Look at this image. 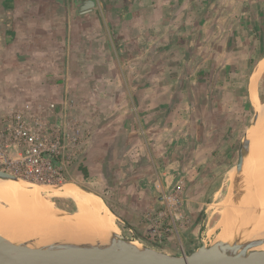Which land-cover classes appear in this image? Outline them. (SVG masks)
I'll use <instances>...</instances> for the list:
<instances>
[{
    "label": "crops",
    "instance_id": "0c3cea01",
    "mask_svg": "<svg viewBox=\"0 0 264 264\" xmlns=\"http://www.w3.org/2000/svg\"><path fill=\"white\" fill-rule=\"evenodd\" d=\"M255 53L259 65L264 0H0V127L21 102L57 125L69 119L82 136L76 162L94 173L100 162L111 181L100 196L142 229L178 175L187 204L198 201L230 141L237 63ZM254 73L253 107L263 99Z\"/></svg>",
    "mask_w": 264,
    "mask_h": 264
},
{
    "label": "bare ground",
    "instance_id": "6f19581e",
    "mask_svg": "<svg viewBox=\"0 0 264 264\" xmlns=\"http://www.w3.org/2000/svg\"><path fill=\"white\" fill-rule=\"evenodd\" d=\"M263 69L264 59L253 75L252 92L258 89V77ZM256 107L259 117H254L248 134L240 148L238 147L240 162L241 157L254 147L251 143H255L254 153L250 158V178L247 182L246 179L239 182L234 180V183L232 180L226 199L231 203L221 220L222 232L219 237L220 240L232 241L241 235L246 238L244 248L249 253H264V179H257L258 171L255 170L260 168H254L259 165L264 173V103L257 104ZM239 169L241 176L244 174L247 177L246 163L239 166ZM72 184H64L54 191L55 195L66 196L75 201L77 210L70 213L54 207L50 197L45 194L50 185L33 183L9 173L1 175L0 237L16 243L26 242L32 246L58 242H103L113 233L121 234L116 215L108 208L104 199L85 190L86 188H78ZM3 204L9 205L5 208L7 210ZM237 232L240 235L236 237ZM169 256L161 251L155 258L169 261Z\"/></svg>",
    "mask_w": 264,
    "mask_h": 264
},
{
    "label": "rangeland",
    "instance_id": "374dc122",
    "mask_svg": "<svg viewBox=\"0 0 264 264\" xmlns=\"http://www.w3.org/2000/svg\"><path fill=\"white\" fill-rule=\"evenodd\" d=\"M261 55L263 54L255 53L252 56L251 60L244 61L245 59H241L237 63L238 69H236L235 71L237 72L240 79L237 88L241 92L240 95L242 97L241 99H239V102H231L233 104H230L229 106L231 117L228 129H226V140L230 141L224 142L223 146H221L219 155L220 159L216 163H214L213 166H209L210 172L208 173V175L206 174V180L200 182L201 185L205 184V186L197 191L198 193L202 194L200 195L197 193L198 196L200 195V197H198V201L194 203L195 205L190 206L187 204L189 196L187 194V186L185 185L186 179L184 178V176L178 175V178H174L173 184L168 191L170 192L173 189V186L177 183L178 180H183L184 190L182 194V204L179 205L180 207L177 210L178 218H172L169 213H167L166 216L163 217L159 215L161 212L167 210V208L165 207L166 204L164 201V197L163 199L161 197V205L159 209H157V212L154 211V213L152 211L147 215L148 219H146V221L148 220L149 224L147 223L145 228L130 231L127 225H125L116 216V221L120 226L122 235L133 240L139 245L147 246L176 256L189 255V253H191L195 247H200L204 243L205 245L209 246L216 240L220 239L219 236L222 232V226H220L221 220L224 218V212L229 209V205L231 203L226 199L228 198L229 194L228 179L230 178V172L235 165L234 156L236 151H238L236 158V167H238V147H240L242 141L245 139L243 138L244 135L246 137V135L248 134V129L250 127L249 123L251 124L254 117H257V107L255 104L253 107L250 100L247 98V95L245 96V89L248 85L247 83H249L250 81V74L254 71L256 72L259 67L258 61ZM236 84L234 83V85ZM257 87L258 92L261 93V97L263 98L261 100H258L257 102L258 104H262L264 103V69L258 77ZM24 105L25 103L21 102L19 104H15V106L12 107L11 111H9V114L6 116V118H4L5 120L4 122H2L3 124L1 123L0 134L5 130L6 125L9 120H11L14 112L18 108L24 107ZM30 105L31 104H29V106ZM54 122L51 123L54 125ZM247 126L248 128L246 129ZM262 135L263 132L260 134V137ZM11 156H17L15 155V152L13 150L11 152ZM99 163L100 162H97L96 164L97 168L99 169L98 171L103 172V168L101 166L98 167ZM0 170L20 179L38 184L40 183L32 179L18 177L12 174L10 171L8 172V170H3L1 167ZM98 171L97 173L91 171V167L87 163V158L80 159L77 162L75 158L72 164L66 166L67 180L64 181V184L73 183L75 187L77 186L78 188L82 189L86 188L85 190L96 193L100 196V193H102V191L110 190L111 181L109 178L107 180L103 179V175ZM235 173L233 174L234 178H232L233 183L234 180L243 181L244 179H247L249 177H246V175L244 174H242L241 176V173H236L237 175ZM239 176L241 177L239 178ZM42 184L43 183H40V185ZM64 184L62 183L61 185L58 184L56 186L50 185L48 186L49 188L46 186V184L45 187H47L48 190L45 191V194L47 193V195L50 197L54 204V207L60 210L62 209L63 212L72 213L77 210L75 201L69 197L54 194L55 189H57L58 187H62V185ZM3 206L4 209L9 207L8 204H3ZM239 235L240 233H238L236 237ZM245 239L246 238L244 237V240Z\"/></svg>",
    "mask_w": 264,
    "mask_h": 264
},
{
    "label": "water",
    "instance_id": "95a60500",
    "mask_svg": "<svg viewBox=\"0 0 264 264\" xmlns=\"http://www.w3.org/2000/svg\"><path fill=\"white\" fill-rule=\"evenodd\" d=\"M256 116L259 117L258 112ZM250 158L251 150L241 157L238 166ZM235 169L236 164L230 172L228 192ZM4 174L7 173L0 170V176ZM240 236L232 241L218 239L209 246L204 243L189 255L169 254V261L155 258L161 251L139 245L117 233L103 242H58L32 246L0 237V264H264V253H249L244 248V237Z\"/></svg>",
    "mask_w": 264,
    "mask_h": 264
},
{
    "label": "built area",
    "instance_id": "2783aa9c",
    "mask_svg": "<svg viewBox=\"0 0 264 264\" xmlns=\"http://www.w3.org/2000/svg\"><path fill=\"white\" fill-rule=\"evenodd\" d=\"M51 107H54L52 104ZM70 120L52 124L40 113L33 114L30 106L18 108L0 134V167L12 174L47 185L64 184L66 166L76 158V148L82 138L79 130L70 132ZM12 150L16 157L11 156ZM183 180H178L164 195L166 211L178 218L182 204Z\"/></svg>",
    "mask_w": 264,
    "mask_h": 264
}]
</instances>
